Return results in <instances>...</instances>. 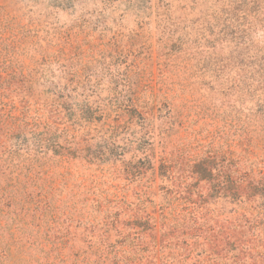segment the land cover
Wrapping results in <instances>:
<instances>
[{
    "label": "rangeland",
    "instance_id": "1",
    "mask_svg": "<svg viewBox=\"0 0 264 264\" xmlns=\"http://www.w3.org/2000/svg\"><path fill=\"white\" fill-rule=\"evenodd\" d=\"M170 1L174 15H186ZM155 2L0 0V198L12 202L9 212L0 205V249L18 238L36 241L31 257L12 245L14 258L0 264H162L158 232L129 223L159 217L161 186L182 190L189 164L208 146L241 157V124L227 134L224 121L201 111L207 88L183 90L192 73L179 77L161 65ZM134 78L143 92L153 86L178 106L168 114L175 181L144 173L145 155L155 149L157 159L162 148L150 119L129 102ZM182 197L175 212L197 198ZM217 213L207 214L210 223Z\"/></svg>",
    "mask_w": 264,
    "mask_h": 264
},
{
    "label": "trees",
    "instance_id": "2",
    "mask_svg": "<svg viewBox=\"0 0 264 264\" xmlns=\"http://www.w3.org/2000/svg\"><path fill=\"white\" fill-rule=\"evenodd\" d=\"M179 1L177 9L186 15H174L170 0L155 2L161 65L175 67L179 74L191 72L195 79L180 80L182 89L198 82L206 87L208 92H201V111L216 123L224 121L227 134L230 124L240 123L239 137L245 148L236 159L208 146L189 164V173L179 184L182 190L161 186L159 217L146 213L129 224L141 233L158 232L155 245L166 251L162 264H264V0ZM188 17L189 25L171 22ZM137 79L131 83L129 102L135 113L150 119V136H157L162 148L157 159L155 149L145 155L144 173L171 179L176 166L167 151L173 127L168 114L178 106L159 96L153 86L143 92ZM163 101L167 112L162 116ZM16 124L25 129L26 122ZM182 194L197 198L192 208L178 213L171 207L184 198ZM11 204L0 198L3 210L11 211ZM218 204V211L212 208ZM215 211V222L210 223L207 214ZM15 241V245H5L6 252L0 249V262L14 258L12 245L17 254L31 257L30 248L36 241L30 237Z\"/></svg>",
    "mask_w": 264,
    "mask_h": 264
}]
</instances>
